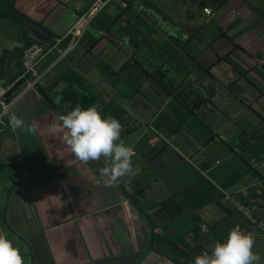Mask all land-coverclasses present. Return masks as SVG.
I'll return each mask as SVG.
<instances>
[{"label":"crops","instance_id":"obj_1","mask_svg":"<svg viewBox=\"0 0 264 264\" xmlns=\"http://www.w3.org/2000/svg\"><path fill=\"white\" fill-rule=\"evenodd\" d=\"M94 1L0 0V88L23 94L0 117V231L23 264H191L238 224L264 264V214L243 212L264 184V0H110L20 78L18 17L54 39ZM76 103L120 122L134 176L105 186L108 161L73 157Z\"/></svg>","mask_w":264,"mask_h":264},{"label":"clouds","instance_id":"obj_2","mask_svg":"<svg viewBox=\"0 0 264 264\" xmlns=\"http://www.w3.org/2000/svg\"><path fill=\"white\" fill-rule=\"evenodd\" d=\"M97 1L98 0H95L93 2L89 10ZM101 1L103 3V8L110 0ZM121 7L126 8L127 4L122 2ZM102 8L96 14H98ZM89 10L85 14H87ZM85 14L75 16L74 24L76 17ZM96 14H94L92 18ZM52 40L53 39L50 38L45 43H34L28 49L32 47L47 49ZM64 43L60 46V49L65 46ZM76 46L72 50H74ZM27 50L24 52L25 59ZM72 50L69 53H71ZM56 51L59 53V49ZM60 58L61 56H59V59ZM25 59L23 61V66ZM22 72L24 73L25 70ZM102 86L103 84L100 85V87ZM2 91L4 92L3 102L5 103L6 108L2 109L0 107V117L6 112L8 107L13 105V103L18 101L23 95L18 94L14 98L9 99V91ZM8 120L10 125L16 127H19L23 123L22 119L17 117L14 112L8 113ZM58 121L60 126L64 129V133L60 139L67 146L74 158L85 164L89 161H108L106 166L101 167L98 170L99 176L103 180L105 186H114L119 178L135 175V170L132 164V158L135 153L133 149L126 145L121 139L122 128L117 119L110 115L102 117L98 110V106L96 105H89L82 108L79 103H76L59 114ZM242 192L244 196L248 193L245 191ZM248 194L250 200L248 203L245 200L246 207L243 209L244 214L249 213L248 206L254 211L253 206L249 203H254L255 201L258 202L264 198V184L262 187L254 186ZM252 245L253 235L241 230L238 224H234L228 229L227 235L222 240L214 241L208 251L202 250L199 254L195 255L191 260V264H253L257 257L252 252ZM0 264H23V259L19 250L13 245L12 241L3 231H0Z\"/></svg>","mask_w":264,"mask_h":264},{"label":"built area","instance_id":"obj_3","mask_svg":"<svg viewBox=\"0 0 264 264\" xmlns=\"http://www.w3.org/2000/svg\"><path fill=\"white\" fill-rule=\"evenodd\" d=\"M102 6V1L98 0L87 14L76 17V21L73 27L65 35L61 36L60 38L53 39L47 49H42L40 47H32L28 49L26 52V59L24 63L25 73L31 72L34 65L43 57V55H45L46 52L50 50L59 49V54L61 57H64L66 54H68L78 44V41L80 40V37L84 29L88 25L90 19L102 8ZM210 15L211 14L209 10H203V17L206 21H208V17ZM63 43L65 44V46L60 49V46ZM23 75L24 73L20 76V78H23ZM3 100L4 92L0 89V107L2 109H5L6 105Z\"/></svg>","mask_w":264,"mask_h":264},{"label":"water","instance_id":"obj_4","mask_svg":"<svg viewBox=\"0 0 264 264\" xmlns=\"http://www.w3.org/2000/svg\"><path fill=\"white\" fill-rule=\"evenodd\" d=\"M18 20H20L23 23L25 34L31 41L37 44H41L47 42L51 38V36L46 31L37 27L32 22L21 17H18ZM249 200L250 198H247L246 202L248 203ZM263 200L264 198H262L258 202L255 201L254 203H249V204L253 206L254 210L256 211L260 210L264 214V204L261 202Z\"/></svg>","mask_w":264,"mask_h":264}]
</instances>
